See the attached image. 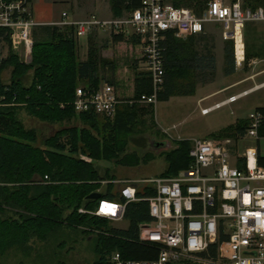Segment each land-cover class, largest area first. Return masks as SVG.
<instances>
[{"label": "trees", "instance_id": "trees-1", "mask_svg": "<svg viewBox=\"0 0 264 264\" xmlns=\"http://www.w3.org/2000/svg\"><path fill=\"white\" fill-rule=\"evenodd\" d=\"M143 1L109 0L113 18L139 9ZM209 1L171 0L174 7L190 9L197 16H202ZM243 6L255 10L264 7V0H243ZM204 40L191 37L183 41L172 34L167 36L165 83L158 102L192 96L198 84L214 81L216 57ZM5 41L8 42L7 36ZM112 41L122 43L125 39L112 35ZM226 43L229 45L224 48V74L232 76L236 72L234 46L230 41ZM98 53L99 48L90 37L87 59L79 62L73 27L39 26L33 31L30 63L20 61L13 52L2 60L0 71L11 68V74L9 82L0 86V256L12 249L30 247L32 241H47L65 224L80 230L93 243L94 264H102L106 254L114 250L129 258H148L146 249L122 240L135 237L138 224L148 219L145 206H129L128 231H110L108 220L78 212L80 208H97L98 201L88 199L92 193L99 192L102 199L117 197L114 185H103L116 180L115 177L109 169L102 175L99 162L132 167L140 164V156L143 161L147 159V154L128 153V146L130 138L138 132L136 124L141 117L153 114L155 109L153 105L123 104L118 107L115 120L105 118L102 126L100 116L95 113L77 114L73 108L77 88L100 87L99 69L103 60ZM254 55H249L246 45V61L263 53ZM109 84L113 86V82ZM152 92L149 74H137L132 100ZM21 111L49 125L62 126L74 120L83 125L61 127L38 145V133L25 127L19 118ZM244 126L237 123L217 137H232ZM189 151L190 142L180 141L175 148L162 152L167 164L163 175L174 177L188 169Z\"/></svg>", "mask_w": 264, "mask_h": 264}, {"label": "built area", "instance_id": "built-area-1", "mask_svg": "<svg viewBox=\"0 0 264 264\" xmlns=\"http://www.w3.org/2000/svg\"><path fill=\"white\" fill-rule=\"evenodd\" d=\"M209 23L221 25L222 38L233 43L237 66H241L246 57V26L264 23V7L252 10L245 8L241 0H210L202 16H197L190 9L174 7L171 0H144L139 9L121 18L101 19L92 15L75 21L63 13L60 21L47 26L73 27L79 40L94 31H103L138 41L153 84L151 95L121 100L108 83L96 90L82 86L76 90L73 108L77 114L95 113L112 118L122 104L156 106L165 83L167 36L186 39L199 35ZM38 26L33 19L31 0H0V68L6 58L1 54L6 44L19 57L28 59L33 31ZM238 44L242 50L240 61ZM2 82L0 71V86ZM246 94L201 108V113L208 115ZM248 140L254 142V147L240 150L239 145ZM263 143L264 108H261L250 114L244 130L233 137L192 139L190 167L177 176L160 174L103 182L114 185L117 197L101 198L95 210L80 208L79 214L110 223H129L126 218L129 206H145L148 219L138 224L135 237L122 240L146 249L148 258H129L114 250L106 254L102 264H264ZM129 228L130 223L122 230Z\"/></svg>", "mask_w": 264, "mask_h": 264}, {"label": "rangeland", "instance_id": "rangeland-1", "mask_svg": "<svg viewBox=\"0 0 264 264\" xmlns=\"http://www.w3.org/2000/svg\"><path fill=\"white\" fill-rule=\"evenodd\" d=\"M51 1H33L32 10L35 20H40V16L59 20L61 13L68 9L69 5L71 8L66 12L75 21L88 19L92 15L101 19L112 15L109 0ZM241 2L243 3V0ZM222 31L223 28L219 24L206 25L205 29V37L209 40L210 38L219 39L221 43L217 50V74H215L214 85L212 87L199 85V92L194 97L175 98L170 102H159L154 106L153 114L142 116L140 122L136 124L138 132L130 138L128 146V153L147 154V159L143 161L142 156L139 155L141 157L140 164L132 167L117 165L113 162H99L98 169L102 175L109 169L110 175L118 180L159 176L167 168L164 156H161L162 152L175 148L180 141L229 138L217 136H221L220 134L228 127H235L237 123L245 125L251 113L259 108H264V23L249 25L244 34L249 55L250 53L254 55L255 52H262L263 56L253 57L248 61L245 59L241 66H237L236 63V72L232 76H225L224 74L223 51L229 44L222 41ZM91 36L95 42L99 39V45L95 44L99 46H97L99 48L98 54L103 60L99 69L100 86L115 81L122 96L132 97L134 71L140 69V73H146V68H142V66L140 68L138 64L140 61V65L143 64L140 58L141 53L128 39L125 42L111 45L104 43V39L109 38L108 33L94 31ZM89 39L86 38L82 43L77 39L79 62L87 59ZM101 43L106 45L104 49L100 48ZM12 52L15 54L10 44L3 46L1 50L2 56L6 58ZM30 58L31 55L27 60L24 56H20V61L28 64L31 61ZM133 63L138 64L137 70H135ZM10 74V69L4 73V80L7 83L10 80ZM228 86H230L229 90L222 91L215 97L205 99L199 104L198 101L203 98L202 96L208 95L210 91L222 90ZM244 93L248 94L240 97L234 103L227 104L208 115L201 113L202 107L209 108L216 103L224 102L233 96H240ZM116 114L107 120L114 121ZM19 118L26 128L37 131L38 145H41L43 140L53 136L61 127L75 125L81 127L83 125L77 120L62 126L49 125L31 118L25 111L19 113ZM105 123V117L100 116L99 125L102 126ZM248 147H254L252 140L239 145L240 150ZM105 189L106 187L103 186L102 192ZM128 227L127 221L109 223L110 231H123L122 229L125 230ZM28 246L30 247L12 249L4 256H0V264H94L96 260L93 243L80 230L65 224L53 232L47 241H32Z\"/></svg>", "mask_w": 264, "mask_h": 264}, {"label": "crops", "instance_id": "crops-1", "mask_svg": "<svg viewBox=\"0 0 264 264\" xmlns=\"http://www.w3.org/2000/svg\"><path fill=\"white\" fill-rule=\"evenodd\" d=\"M33 1L34 0H32V3H33ZM49 1H51V0H49ZM52 2V1H51ZM53 2H55V1H53ZM70 5H69V8L68 9H66V10H64L62 13H61V16H60V18H59V20H52V19H49V18H47V17H39L40 18V20H38V19H34V21L37 23V24H39L40 26H47L48 24H52V23H55V22H58V21H60L61 19H62V15H63V13H67L66 11L67 10H70ZM32 14H33V10H32ZM41 14V13H40ZM68 14V13H67ZM42 15V14H41ZM33 17H34V15H33ZM68 17H69V19H71V20H74V19H72V17H70L69 15H68ZM111 18H113V16L112 15H110L109 17H107V18H105V19H111ZM209 24H214V23H209ZM209 24H207V25H209ZM39 27V26H38ZM205 29H206V25H205ZM205 29H204V33H202V34H199V35H192V36H189L187 39H189V38H191V37H193L194 39H200V37H204V42L203 43H205L206 45H208V47L210 48V49H212V51H213V53H214V55H215V57H216V74H217V50H218V48H219V46H220V41H219V39H216V38H210V40L207 38V37H205ZM98 32V31H97ZM100 32H103V31H100ZM96 33V32H95ZM104 33H107V32H104ZM109 35V34H108ZM222 35V34H221ZM92 38V36L91 35H89L88 37H86L87 39H89V38ZM86 38H82V39H80L79 40V42H83V41H85V39ZM222 38V37H221ZM125 39V38H124ZM187 39H180V40H183V41H186ZM82 40V41H81ZM125 40H127V39H125ZM129 40V39H128ZM89 41V40H88ZM129 41H131V43L134 45V47H135V49L137 50V51H139V53H141L140 55V58L142 59V48H141V46H140V44L138 43V41L137 40H135V39H133V40H129ZM133 41H135L136 43L134 44V42ZM222 41H224V39L222 38ZM95 42V41H94ZM98 42H99V39L95 42L96 44H98ZM225 42H227V41H225ZM104 43L105 44H111V45H115V44H118V43H113V41H112V35H109V38L108 39H104ZM7 45V44H6ZM99 45V44H98ZM97 45V46H98ZM106 45H104L103 43H101V49L103 48L104 49V47H105ZM99 47V46H98ZM88 49V48H87ZM223 54H224V51H223ZM87 55H88V53H87ZM20 58V57H19ZM30 60H31V58H30ZM86 61V60H85ZM31 62V61H30ZM81 62H84V61H81ZM142 65H140L141 64V61H140V63L138 62V64H139V67L140 66H142V68H145V65H144V61H143V59H142ZM138 64H134L133 63V65H134V67H135V70H137L138 69ZM141 68V67H140ZM10 70H11V68H10ZM139 70L140 69H138V71H134V73H135V75H134V84H135V76L137 75V74H139L140 72H139ZM6 72V70L5 71H3L2 72V79H3V81H4V83H6L7 84V82H5V80H4V73ZM137 72H139V73H137ZM146 73H147V71H146ZM149 74V73H148ZM113 82V86H114V88H115V90H116V93H117V96L121 99V100H131L132 98H133V96H134V87H133V94H132V97H124V96H122L121 94H120V91H119V89H118V87H117V85H116V82L115 81H112ZM202 86L203 84H198V86ZM206 85V87H212L213 85H214V81L213 82H211V83H209V84H205ZM198 86H197V88H196V91H195V94L194 95H192V96H187V97H194L199 91V89H198ZM225 89V90H224ZM224 89H222V90H218V89H216V90H213V91H210L209 92V94L208 95H205V96H202L203 98L202 99H200L198 102H199V104H201L205 99H210V98H213V97H215V95L216 94H218V93H220V92H222V91H227V90H229L230 89V86H228V87H226V88H224ZM175 98H180V97H174V98H171L168 102H170L171 100H173V99H175ZM183 98V97H182ZM159 103V102H158ZM221 103V102H220ZM217 104V103H216ZM123 105V104H122ZM215 105V104H214ZM121 106V105H120ZM202 108H204V107H202ZM165 172V171H164ZM163 172V173H164ZM162 173V174H163Z\"/></svg>", "mask_w": 264, "mask_h": 264}, {"label": "water", "instance_id": "water-1", "mask_svg": "<svg viewBox=\"0 0 264 264\" xmlns=\"http://www.w3.org/2000/svg\"><path fill=\"white\" fill-rule=\"evenodd\" d=\"M89 200H92V201H97L99 199H101V194L99 192L97 193H92L89 197H88Z\"/></svg>", "mask_w": 264, "mask_h": 264}, {"label": "bare ground", "instance_id": "bare-ground-1", "mask_svg": "<svg viewBox=\"0 0 264 264\" xmlns=\"http://www.w3.org/2000/svg\"><path fill=\"white\" fill-rule=\"evenodd\" d=\"M237 60H242V50L240 44H238Z\"/></svg>", "mask_w": 264, "mask_h": 264}]
</instances>
